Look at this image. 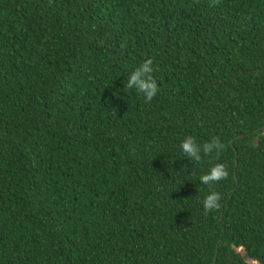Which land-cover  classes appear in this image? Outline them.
<instances>
[{
	"label": "trees",
	"instance_id": "obj_1",
	"mask_svg": "<svg viewBox=\"0 0 264 264\" xmlns=\"http://www.w3.org/2000/svg\"><path fill=\"white\" fill-rule=\"evenodd\" d=\"M263 127L264 0H0V264H264Z\"/></svg>",
	"mask_w": 264,
	"mask_h": 264
},
{
	"label": "clouds",
	"instance_id": "obj_2",
	"mask_svg": "<svg viewBox=\"0 0 264 264\" xmlns=\"http://www.w3.org/2000/svg\"><path fill=\"white\" fill-rule=\"evenodd\" d=\"M154 60L148 58L143 60L138 67H135L124 81V91L132 90L140 94L145 103H151L160 91L157 79L154 75ZM179 148L183 155L191 158L193 162H200L203 157L213 152H219L223 148V144L219 138H213L211 142L200 145L197 143L196 137L192 135L186 136L180 143ZM228 175L226 166L217 163L212 166L206 174L200 177V183L211 186L225 179ZM221 194L217 191H208L204 193L202 206L205 214L211 213L220 208Z\"/></svg>",
	"mask_w": 264,
	"mask_h": 264
},
{
	"label": "water",
	"instance_id": "obj_3",
	"mask_svg": "<svg viewBox=\"0 0 264 264\" xmlns=\"http://www.w3.org/2000/svg\"><path fill=\"white\" fill-rule=\"evenodd\" d=\"M261 130H264V127Z\"/></svg>",
	"mask_w": 264,
	"mask_h": 264
}]
</instances>
